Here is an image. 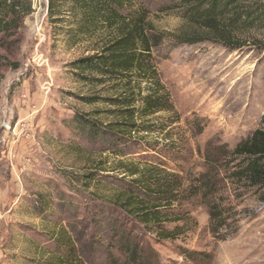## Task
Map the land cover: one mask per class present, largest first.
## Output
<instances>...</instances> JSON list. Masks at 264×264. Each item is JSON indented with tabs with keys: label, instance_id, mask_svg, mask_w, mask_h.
<instances>
[{
	"label": "rangeland",
	"instance_id": "rangeland-1",
	"mask_svg": "<svg viewBox=\"0 0 264 264\" xmlns=\"http://www.w3.org/2000/svg\"><path fill=\"white\" fill-rule=\"evenodd\" d=\"M142 1L156 31H200L179 16L177 0ZM38 11L44 15L35 30ZM79 23L69 5L52 21L49 0H0V264H134L117 242L109 250L113 234L101 211L118 195L121 162L131 159L142 174L160 166L185 189L205 171L210 144L232 150L264 129V24L232 31L228 40L215 31L195 45L166 39L153 55L175 108L157 116L167 134L132 133L121 158L110 138L96 137L76 117L118 128L127 120L117 113L123 108L106 99L122 90L80 80L72 66L116 33H81ZM227 165L217 189L227 207L219 236L210 229L209 205L186 195L165 210L175 233L169 240L146 233L134 218L125 233L158 256L155 264H264V188L231 179L235 164ZM42 197L61 204L40 213L34 205ZM183 250L206 253V260L188 261Z\"/></svg>",
	"mask_w": 264,
	"mask_h": 264
},
{
	"label": "trees",
	"instance_id": "trees-1",
	"mask_svg": "<svg viewBox=\"0 0 264 264\" xmlns=\"http://www.w3.org/2000/svg\"><path fill=\"white\" fill-rule=\"evenodd\" d=\"M177 1L179 16L187 23L198 25L200 31H186L178 35L156 31L148 21L149 11L142 0H49L52 21L60 14L62 5H69L75 20L82 28L84 26L81 33L101 29L116 33L102 51L83 57L72 66L80 80L96 85L111 82L112 89L122 90L119 96L106 99L123 108L117 113L127 120L126 123H118V128L104 127L84 115L76 117V122L96 137L110 138L106 140L119 148V152L115 153L121 158L126 153L121 147L122 142L133 141L130 137L132 133L162 138L167 134V127L157 116L173 113L175 108L161 81L153 55L164 40L169 39L175 46L195 45L210 40L209 33L214 31L220 38L228 40L232 31L264 24V5L253 0ZM31 12L29 6L25 15ZM4 64V59L0 57V66ZM88 100L94 102L96 98ZM262 121L264 123V116ZM205 162V171L185 189L177 177H167L160 166L149 167L142 174L141 167L133 165L131 159L121 162L125 171L124 177L118 179L119 192L114 204L101 206L102 214L108 218L105 223L113 234L109 250H113L117 242V249L128 261L134 264L158 263V256L146 249L144 244L142 246L138 237L125 233V225L129 218H134L146 233L157 239L169 240L175 233L167 227L165 210L179 204L183 195L187 199L198 198L209 205L210 229L219 236L227 226L224 218L227 207L217 199V189L224 176V163L229 162L227 166L235 164L231 179L263 189L264 129L255 131L251 138L232 150L227 145L210 144L206 149ZM87 178L91 180L93 175ZM35 203L34 207L40 213L49 212L61 204L54 205L48 197H42ZM182 253L186 260L192 262L205 261L207 257L206 253L186 250Z\"/></svg>",
	"mask_w": 264,
	"mask_h": 264
},
{
	"label": "bare ground",
	"instance_id": "bare-ground-1",
	"mask_svg": "<svg viewBox=\"0 0 264 264\" xmlns=\"http://www.w3.org/2000/svg\"><path fill=\"white\" fill-rule=\"evenodd\" d=\"M44 13L42 11H38V13H36V17H37V25L35 26V30H37V28H39V24L41 23V20L43 18Z\"/></svg>",
	"mask_w": 264,
	"mask_h": 264
}]
</instances>
